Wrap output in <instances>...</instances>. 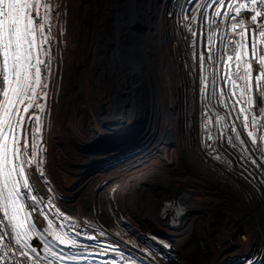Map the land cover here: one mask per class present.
I'll use <instances>...</instances> for the list:
<instances>
[{
  "label": "snow or ice",
  "instance_id": "obj_1",
  "mask_svg": "<svg viewBox=\"0 0 264 264\" xmlns=\"http://www.w3.org/2000/svg\"><path fill=\"white\" fill-rule=\"evenodd\" d=\"M186 4L178 23L187 30L181 35L190 53L187 71L204 96L205 116L217 107L213 101L226 110L207 120L201 151L226 179L264 195V0ZM66 12L59 0H0V264H169L171 242L144 232L163 249L153 251L121 233L125 217L113 204L97 231L92 216L66 210L51 178L36 173L46 167L40 145L47 143L45 121L60 86L53 63L63 31L54 32L53 21ZM169 17L177 19L171 12ZM213 119L224 121L223 131H211ZM90 212L100 218L96 207ZM35 215L45 217L49 232L28 222ZM117 240L140 259L122 251Z\"/></svg>",
  "mask_w": 264,
  "mask_h": 264
},
{
  "label": "rangeland",
  "instance_id": "obj_2",
  "mask_svg": "<svg viewBox=\"0 0 264 264\" xmlns=\"http://www.w3.org/2000/svg\"><path fill=\"white\" fill-rule=\"evenodd\" d=\"M88 1L91 11H96L97 17L100 10L104 15L100 20L103 27L102 33L97 35L99 43L96 44V50L98 54L103 53L106 64L102 67V72L99 71L100 68L97 69L98 75L102 77L100 78L102 83L103 81L107 83H103V86L98 88L97 105L94 109L97 123H95L96 120L92 124L89 123L88 132L82 129L79 133L73 130V133L68 134L63 131L64 125H60V131L52 132L51 136L50 131L46 129L43 139L47 143L46 145L41 144L40 147L47 153V147L53 141V155L55 166H58V173L53 176L52 170L47 166L43 169L37 167L36 173L39 174L43 170L51 178L54 187L59 189L58 199L62 200L66 210L74 211L81 217L92 216L95 221L93 226L97 231L100 230L102 222L109 219L106 209L109 204H113L125 217V224L119 226L121 233L131 234L139 244L147 246L153 251H163V249H159L151 240L147 239L144 232H151L162 240L171 242L172 249L165 253L170 257L169 264H264V249L260 246L258 239L250 240L252 246L247 249L248 251L236 252L235 256H233L234 253L229 252V250L238 247L236 246V237L238 235L247 237L248 233L245 229L255 223L261 226L260 232L264 238V195H260L254 188H249L236 179H227L235 183L238 182V184L230 186L232 190L228 185L212 188L215 196L210 202L211 206L215 204V207L208 212L217 213L215 218H210L209 215H212L206 214L207 211H205L206 219L203 222L204 224L207 222L208 226L200 227L198 223L193 222L192 218L197 216L204 218L202 213H196L195 216L192 212L189 220L186 215L182 216L186 220L180 218L179 223L177 220L182 215L179 213L183 212V209L193 207L191 204L193 198L207 197L204 189H207L205 180L208 179L200 175V170V173L197 174L198 169L196 168L201 166L199 169L204 170L203 173L208 171L207 174L210 172L221 174L219 168L215 167L213 162L208 160L201 151V136L209 118H214L217 114L223 116L226 112L222 105L213 101L217 107L212 109L210 117L205 116L207 109H204V96L198 95L195 88V77L194 75L190 76L187 71L186 61L190 53L185 52V45L181 39L182 33L187 30L178 23V19L186 14V0ZM170 12L177 19L170 18ZM53 23V31H60V21L54 19ZM167 23L170 28H173V37L177 41L173 42L178 44L176 47L181 53L178 60L179 65H176L177 61L173 55L168 57V50L163 40V28L160 26ZM119 25L127 26L129 33L127 35L124 34L125 32L120 33ZM155 30L157 32L155 40L157 39L156 43L159 47L157 58L149 55L144 46L138 50V37L134 36V39L131 37L133 32L138 35L141 33L143 34L141 44L147 43L152 47L149 41L153 40L152 35ZM121 31L125 30L121 29ZM197 31L199 32L198 26ZM144 36H148V41ZM157 59L158 61H156ZM143 60L144 62H142ZM156 62L157 64H155ZM137 65H140L141 71L138 70ZM115 76H119V79L122 80L121 86L114 85ZM99 77L96 86H99ZM169 78L172 87L178 85V94L180 95L178 101L173 97L171 100L169 96ZM59 94L57 91L55 102L59 100ZM118 95H120L119 98H117ZM172 104L176 107L174 114L172 113ZM56 106L57 104H55L51 115L55 112ZM201 109L204 110L201 111ZM168 118L169 120H167ZM47 121H45V125L46 123L48 125ZM49 123L52 125L56 121L49 120ZM148 124L149 126H147ZM213 125H208L213 133L223 131L224 121L217 125L213 119ZM162 133H165L164 140L160 142L159 135ZM171 136L176 143L181 144L180 148L187 144L181 154L180 152L177 154L174 163L176 168L172 169L176 170V174L180 173V176L175 175L176 180H179L180 177V181H176V186H165L164 181L163 185L159 183L160 189L158 188L154 196L155 198L157 195L160 196L161 191L165 196L163 197L164 210L161 211L163 220L161 222L160 218L155 219L149 225L147 219H142L141 216L134 213L132 208L134 196L130 193L132 191L127 185L139 182L153 169L164 167L163 162L161 163L163 156L161 146L162 144L163 147L165 146L166 152L173 150V146L176 144L171 140L168 141ZM204 138L206 139V136ZM181 170L183 171L181 172ZM29 175H33L30 170ZM224 178L225 176L221 174L219 181H224ZM30 182L36 183L35 181ZM171 187L172 189H170ZM108 192L113 193L115 198L107 197ZM178 200H183V208ZM92 207L98 209L99 219L90 212ZM246 214L251 216L250 219L244 216L245 218L238 220L240 222H236ZM21 218H23V213ZM184 221L186 222L182 225ZM28 222L35 223L38 229H42L46 233L49 232L47 220L43 215L32 216ZM60 231L63 235L64 230ZM31 235L35 238L36 232ZM111 238L109 237V239ZM115 242L119 244L122 251L140 259L136 250L130 245L119 240ZM245 252H248L249 255Z\"/></svg>",
  "mask_w": 264,
  "mask_h": 264
},
{
  "label": "bare ground",
  "instance_id": "obj_3",
  "mask_svg": "<svg viewBox=\"0 0 264 264\" xmlns=\"http://www.w3.org/2000/svg\"><path fill=\"white\" fill-rule=\"evenodd\" d=\"M59 2L65 4L67 6V12L64 14L63 18L59 20L61 23L60 31L62 30L63 34H62V36H60L58 38L59 44H58V47H56L55 51H54L55 60L53 63V67L56 68L57 62H58V71H59V76H60V86H59L58 92L60 93L59 94L60 96H59V100H56V102H55V104H57V106L55 108V112H53V114L51 116H49V118L47 119L48 125L46 123L45 130L47 129L48 131H50L51 136H52V132L58 131V130L60 131V125H64L63 131H65L68 134L73 133V130L75 132L77 131L79 133L82 131V129L86 130L88 132V124L89 123L92 124V122H94V120H96L94 109L97 105V98H98L97 93L99 92L98 88L103 86V83H104V81L102 83V80H100V78H102V77H99L100 75H98L97 69L100 68L99 71L102 72V67L106 66V64L104 62L103 53L98 54L97 50H96V44L99 43V41L97 39V35L98 34L100 35L102 33L101 30L103 27L102 22H100V20H102L101 17L104 16V15H102L103 14L102 10H100L98 17H97L96 11H91V9L89 7L90 2L88 0H59ZM152 2H153V0H152ZM155 3L158 4L157 1H155ZM155 3H154V5H156ZM153 15H155V14H153ZM156 16H157V14H156ZM117 26H118V23H117ZM122 27H121V25H119L120 33L125 32L124 34L127 35L129 33L127 26L125 27L122 25ZM160 27L163 28V30H162L163 31V40L165 41L164 43L166 44V49L168 50V57L173 55L177 61L176 65H179L178 60H179L181 53L178 51V47H176V45H178V44L173 42V41L177 42L176 40H174L175 37H173V28L172 27L170 28L169 23H167L166 25L160 26ZM121 29H124L125 31H121ZM156 30L153 33L154 35H152L153 40L149 41V43L154 48L150 47L149 44H147V43L141 44L143 41V34L140 33L138 35V34H134V32L131 33L132 38L134 36H137L139 39V43L137 44L138 50L140 47L144 46L146 49L145 51L149 52V55H153L155 58H157L159 56L158 55L159 47L157 46V43H156L157 39L155 40V35L157 33ZM60 31H57V32H60ZM146 37H147V40H146ZM144 38L146 41H148V36H144ZM158 39L160 41V38H158ZM119 53H120V51H119ZM156 61H158V59ZM142 62H144V60ZM155 64H157V62ZM174 64H175V61H174ZM151 65L153 67V62ZM137 67H138V70L141 71L140 65L139 66L137 65ZM169 76H171V75H169ZM98 77H99V80H98L99 86H96L97 85L96 82H97ZM160 80H161V78H160ZM188 80H190V79H188ZM113 82H114V85H116V86L117 85L121 86V84L123 83L122 80L119 79V76H117V77L115 76ZM171 82H173V81H171ZM106 83L107 82H105L104 84H106ZM156 88H157V86H156ZM168 92H169V96L171 97V100H172V97L174 100L176 99V101H178L180 99V95L178 94V85H175L174 87H172L170 84V78H169V90H168ZM119 96L120 95H118L117 98H119ZM188 100H189V98H188ZM194 103H196V102H194ZM175 111H176V107L174 106V104H172V113L174 114ZM148 112H150V111H148ZM49 120L56 121V123H54V124L52 123V125H51L49 123ZM167 120H169V118ZM95 123H97V120L95 121ZM149 124H150V122H149ZM149 124L147 126H149ZM142 127H143V125H142ZM77 128H79L80 130ZM148 128H150V127H148ZM164 135H165V133H162L159 135L160 142L162 140H164V138H163ZM50 140H51V137H50ZM170 140H171V142H175V140L172 136L169 137L168 141H170ZM52 142L53 141H51V145L47 147V153H46L44 159H45L46 166L52 170V173L54 176L58 173L57 172L58 166H55ZM178 143L175 142L176 145L174 144L175 145V146H173L174 149L171 150L170 152H169V150L166 152V148H165V146L163 147V144H162V146H161L162 152L161 153H163V156H162L161 163L163 162L164 167L159 168V169H153L151 172L149 171L150 173L147 176H145L144 178L142 177L143 179L140 180L139 182L134 183V184L131 183V184L127 185V186H129V189L132 191L130 193H132L133 194L132 196H134L133 207L131 206L133 208L134 213H136V215L141 216L142 219H147V222L149 223V225L152 224V221H155V219L158 220V218H160L161 222L163 220L161 217L162 216L161 211H162V209L164 210V206H165L164 203L165 202H163L164 201L163 197H165V196L162 195V191H161L160 196L157 195L156 198L154 196L156 194V191L158 190V188L160 189L159 183L162 184V182L164 181L166 183L165 186L166 185L167 186L168 185L176 186L175 185L176 181L177 182L180 181V177H179V180H176L177 177H175V175L180 176V173L176 174L175 173L176 170H172V169L176 168V165L174 167V163H175V160L177 159L176 158L177 154L179 152L181 154L183 149H185L187 147L186 146L187 144L184 145L183 148H180L181 144L179 145ZM177 164H178V162H177ZM145 165H147L146 162H145ZM177 166H179V165H177ZM200 167L198 166V168H196V169H198L197 174H199L201 172L200 175H202L203 178L208 179V180H205L207 182V187H206L207 189L205 190L203 188L204 192L207 193V197L206 198H196V197L193 198V201L191 203V204H193L192 208L183 209V212L179 211L181 213L178 212L179 214H182L177 219L178 223L180 222V218H182V216H185V215H186V218H188V220H189V216L192 215L191 214L192 212H194L193 215H195V216H196V213H200V214L202 213L204 218L197 216V217H195L196 219L192 218L194 220L193 222L198 223V225H200V227L206 226L208 223L206 222L204 224V222H203L206 219V216H204V213H205V211H207L206 214L209 215L210 212H208V211H211V209L213 207H215V204H213L211 206L212 203L210 202L215 196V193L213 192L212 188L213 187L214 188H218V187L221 188L224 185H226V186L228 185L229 189H231L230 186H234V184H238V182L235 183L233 181L227 180L226 178H224L225 182L219 181V177L222 174L220 169L219 170H220L221 174L220 173L217 174L216 172H215V174H213L212 172L207 174L208 171L203 173L204 170L201 171V169H199ZM199 170H200V172H199ZM182 171L183 170H181V172ZM188 172H187V174H188ZM199 179H200V177H199ZM217 179H218V181H217ZM203 184H204V182H203ZM205 186H206V184H205ZM162 188H163V186H162ZM198 188H196V189H198ZM170 189H172V187ZM170 189H168V190H170ZM203 189H202V191H203ZM127 192H129V191H127ZM108 194H107L108 195L107 197L115 198V195H113V193L108 192ZM127 196H128V193H127ZM154 198H155V200H154ZM183 200H178V202L181 205V208L184 207V204L182 203ZM216 213L217 212L210 213L212 216L209 215V217L215 218ZM244 216L248 217L249 219L251 217L248 214H246V215L241 216V218L237 219L236 222H240L238 220L245 218ZM183 218H184V220H186L185 217H183ZM175 219H176V217H175ZM249 219H247V220L249 221ZM209 220H211V219H209ZM157 222H155V223H157ZM185 222L186 221H184L182 225H184ZM190 224H191V222H190ZM208 228L211 229L210 227H208ZM260 229H261V226L259 224L255 223V225H252L250 228L245 229V231L248 233L247 237L244 235H242V237L240 235H238V236L236 235L237 237H236L235 241L237 242L236 246H238V247H235V248L229 250V252L231 251L232 253H234L233 256H235L236 252L242 253L244 250L250 249L252 246L251 241L253 239H258L260 241V246L264 249V241H263L264 238L262 236L263 234L261 235ZM173 232H175V231H173ZM243 233H244V231H243ZM250 251H252V250H250ZM245 253L247 255H249L248 252H245ZM237 257H238V255H237Z\"/></svg>",
  "mask_w": 264,
  "mask_h": 264
},
{
  "label": "built area",
  "instance_id": "obj_4",
  "mask_svg": "<svg viewBox=\"0 0 264 264\" xmlns=\"http://www.w3.org/2000/svg\"><path fill=\"white\" fill-rule=\"evenodd\" d=\"M254 75H255V73H254Z\"/></svg>",
  "mask_w": 264,
  "mask_h": 264
},
{
  "label": "trees",
  "instance_id": "obj_5",
  "mask_svg": "<svg viewBox=\"0 0 264 264\" xmlns=\"http://www.w3.org/2000/svg\"><path fill=\"white\" fill-rule=\"evenodd\" d=\"M188 7V6H187Z\"/></svg>",
  "mask_w": 264,
  "mask_h": 264
}]
</instances>
